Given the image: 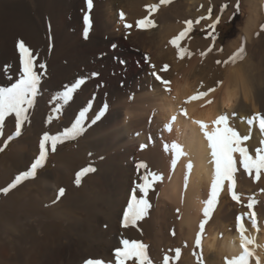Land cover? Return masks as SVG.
<instances>
[{
	"label": "bare ground",
	"instance_id": "obj_1",
	"mask_svg": "<svg viewBox=\"0 0 264 264\" xmlns=\"http://www.w3.org/2000/svg\"><path fill=\"white\" fill-rule=\"evenodd\" d=\"M0 1L3 4L4 1L8 2L7 5L13 3L12 0ZM20 1L24 8L30 4L28 0ZM39 1L37 4L40 14L43 9L41 10L42 2ZM48 1L51 3L49 7L52 9V18L59 26L56 33L61 35L67 29L73 34V44L69 43L73 46V70L76 71L73 83L79 79H84L85 83L74 93L73 99L63 106L60 114L65 119L58 121L53 112L59 105L53 96L56 97L61 92L52 94L50 106L43 112L40 111L41 101L47 93L45 82L41 81L36 97L38 104L35 110H29V118L38 114L43 126L45 125V132L56 134L70 127L80 111L85 108H89V111L85 130L76 146L62 149L67 141L57 146L53 169L43 171L32 181L22 182L7 194L0 191V229H8L13 240L19 237L17 232L21 231L20 234L26 240L24 247L14 252L9 238L0 239V264H84L85 258L89 256V248H92L94 257H103L108 262L116 261L113 250L106 243L99 244L98 241L106 238L122 244L123 240H134L139 235L135 228L122 226L121 215L128 206L133 191H136L138 197L142 196L136 189V185L142 183L141 176L146 171L137 169L141 162L147 164V171L162 175L164 180L163 184L158 181L148 194V199L152 198L149 201L154 202L158 187H161L157 216L165 222L153 217V222L160 225L158 234L175 224L173 218L168 217L176 214L181 219L177 225L179 230L176 238L162 235L164 239L154 240L156 245L161 247L165 244L163 241L167 240L171 241V247L175 249L195 247L199 224L203 220L204 201L210 194L214 165L210 163L207 141L193 120H203L209 123L211 129V122L216 117L228 114L230 125L241 135H248L249 125L246 119L256 113L264 114V31L261 30V25H264V1L246 0V26L240 37L226 46L223 56L228 59L241 46L245 37L248 55L235 64L228 63L224 68L216 64L217 60L214 59L215 51L221 45H214L207 56H201L200 53L205 52L208 46L199 48L192 31L181 42L182 47H187L193 53L191 58L179 59L177 50L169 43L186 26L177 21V24L168 23L167 20L181 16V7L194 15L202 13L203 10L199 9L201 0H185L180 6H162L152 17L156 21L158 18L162 19V23L155 21L157 26L149 30L135 26L126 29L124 23L135 25L138 19L147 15L145 5L152 4L154 0H93L94 23L87 38L84 37V17L88 13L86 0ZM121 11L125 13L124 22L120 20ZM31 37L32 40L35 38ZM123 41L132 44L134 51H142L143 60L137 59L138 54L123 51ZM113 43H120L119 49L105 56L108 53L107 45ZM207 43L205 41L203 45ZM209 45H213V40L209 41ZM9 64L4 66V70L11 80L4 82L0 73V87H10L19 78V75L13 76V73L7 72L11 69L6 68ZM164 65L169 66L167 71H162ZM153 72L171 82V92L165 90L152 75ZM94 73L98 75H93ZM209 88H215L216 91L204 99L185 103L188 97ZM207 100L212 103L208 104ZM182 107L187 108L191 119L180 113ZM101 112L103 115L96 119ZM172 116H176L177 120L172 131H168L166 125L170 123ZM11 118L6 120L3 135L0 136V146L9 141L8 137H16L13 135L15 124ZM25 131L26 125L23 126L21 135ZM31 139L33 138L19 139L11 154L0 163V189L13 182V176L9 178V175L15 172V168L22 173L30 169L31 163L39 154L41 137H35L36 141ZM262 139L264 134H261L258 126L252 127L251 139L245 142V146L250 152H254ZM166 143H178L188 154L180 158L174 170V153L170 149L166 150ZM12 156L17 157V162L8 164V159L11 161ZM189 161L193 164L190 175L187 173ZM89 165L96 171L84 176L77 186L76 174ZM238 169L237 174L242 175L239 194L251 197L252 193H257L264 199V192L261 191L264 189V177L257 182L244 172L239 163ZM60 188L66 190L63 197L57 196ZM227 189L225 183L219 196L225 198L213 220L208 223L202 244L208 252L232 258L241 249L236 230L237 221L233 228L229 227V220H233L235 210L228 203L230 196L226 193ZM15 191H21L25 195L24 199H13ZM149 216L150 209L148 215L139 222L146 226ZM257 220L259 231L247 218L245 224L247 234L256 237L259 245L257 255L264 261V205L261 212L257 213ZM104 224H107L106 229L103 228ZM176 262L178 261H172L173 264Z\"/></svg>",
	"mask_w": 264,
	"mask_h": 264
},
{
	"label": "snow or ice",
	"instance_id": "obj_2",
	"mask_svg": "<svg viewBox=\"0 0 264 264\" xmlns=\"http://www.w3.org/2000/svg\"><path fill=\"white\" fill-rule=\"evenodd\" d=\"M173 3V0H159L158 3H153L145 5L147 15L143 18L138 19L135 25L125 22L124 27L126 29H131L134 26L142 30H149L155 28L156 22L152 18L153 14L158 12L162 6H168ZM87 9L90 13L93 8V0H86ZM201 8L203 5L200 6ZM236 12L233 13L230 19L235 18L236 13L240 10L239 0L235 5ZM228 8V4L225 3L220 8V14L213 20L212 11L213 7L209 6L207 8V15H202L195 21L186 20L184 21L186 27L179 32L178 35L174 36L169 43L177 50V56L179 59L183 60L185 57L191 58L193 53L189 51L187 47H182L181 42L188 36L192 31L193 25L199 24L202 20H211L212 23L208 25L212 31L208 33L212 37L213 45L210 46L207 51L201 52V56H207L209 52L212 51L215 40L217 37L213 35L216 26L220 23L221 17L224 11ZM120 20L125 21V13L120 12ZM85 30L84 37H88V32L91 29L92 21L90 15H85ZM261 30L264 31V25H261ZM258 35V34H257ZM247 38H244V42L241 46L228 58V60L220 61L217 60L216 63H228L235 64L240 60H243L246 54V44ZM17 50L19 53L20 69L19 78L15 83H12L10 87H0V136L3 135V130L5 127L6 120L12 117L15 122L14 136L18 137L22 134V128L26 122L29 121V110L33 107L36 100L41 79L42 70L46 68L45 64H37V57L33 54L32 49L26 45L24 40H19L17 42ZM115 47V45L113 46ZM223 51V49H220ZM146 59H149L146 57ZM10 66H6L8 68ZM155 68V65H152ZM168 65H164L162 71H167ZM38 69L40 71H38ZM93 75H98L94 73ZM152 75L156 80L164 86L166 91L171 92L170 84L171 82L164 79L161 75L153 72ZM85 83L84 79H79L70 86L65 87L59 95L55 97L58 105L55 108V112L59 114L63 106L68 104L72 99L74 93ZM222 83V82H219ZM203 87V85H201ZM215 88H209L207 91H199L196 94L187 98L185 103H191L192 101L201 100L209 96L210 93L215 92ZM208 104H211V100H207ZM105 111L107 110V105L105 106ZM89 108L79 112L78 118L71 124L70 127H66L63 131L56 134H51L45 132L39 141V154L35 158L34 162L31 163L30 169L23 172L22 174L15 177L12 183L7 187L0 189L4 194H7L11 190L15 189L25 180L29 178H35L37 176L38 169H41L47 160L49 151L55 152L57 146L65 143L66 141L73 140L79 137L85 130V120L87 118V113ZM180 113L191 119L188 116V110L185 107L180 109ZM103 115L101 112L96 116L99 119ZM232 115H235L233 113ZM177 117L172 116L170 123L166 125L168 131H172L173 124L176 122ZM49 123L51 122V117H49ZM95 123V120L92 121ZM193 123L197 124L203 133L204 138L207 141V146L210 150L211 160L210 163L214 165V175L210 186V194L206 201H204L203 216L204 219L199 224V232L197 233L195 244L197 248L202 249V237L205 231V225L208 223L216 205L219 202V196L224 190L225 183H227L228 190L230 192L231 199L238 205H242L248 209L246 213H241L236 217L237 227L236 230L239 233V247L241 249L240 253L232 258H225V264H252L255 260V264H264V261L257 255V239L255 236L248 235V228L246 227L245 220H249L254 228L259 231V225L257 220V213L254 210L258 201L255 197H249L246 205L243 204L241 194L237 192V181L236 173L238 169V163L249 176L253 177L255 181H259L264 177V139L260 141V146L255 148L254 152H250L249 148L245 146V142L251 139V128L258 126L261 134H264V114L256 113L251 117L246 119V123L249 125V134L241 135L236 128L232 127L229 123V115L222 114L216 117L212 122V128L210 129L209 123L203 120H193ZM12 136L8 137L10 140ZM7 147V144L4 145ZM143 147V146H142ZM171 150L174 153V158L172 161L173 170L181 157H185L188 154L184 151L182 145L178 143H173L170 146H166V150ZM3 148H0L2 151ZM238 154V158H237ZM137 169H145L146 171L141 176L142 183L136 185V189L142 196L137 195L136 191H133L130 202L127 206V210L123 213L122 225L125 228L135 227L137 222L143 220L147 215L149 209L152 205L149 202L148 194L150 190H153L154 185L158 181L163 180V176L155 172L147 171L146 163H139ZM193 169V164L191 161L187 163V173L191 174ZM96 169L91 165L81 169L75 178V184L79 186L81 184V179L89 173L95 172ZM187 179V176H186ZM187 187V184H185ZM65 189L60 188L58 190L57 196L63 197L65 194ZM264 192V189H261ZM179 211V209H177ZM175 235V232H173ZM123 247L117 248L115 251L116 264H153L152 259L148 254V245L144 244L138 240H128L122 241ZM196 256L198 264H204L202 250L199 254L193 253ZM181 256V250L175 249V255L169 256L167 254L163 257V264H170L171 261H178ZM84 264H105L102 259L89 258L84 261Z\"/></svg>",
	"mask_w": 264,
	"mask_h": 264
},
{
	"label": "rangeland",
	"instance_id": "obj_3",
	"mask_svg": "<svg viewBox=\"0 0 264 264\" xmlns=\"http://www.w3.org/2000/svg\"><path fill=\"white\" fill-rule=\"evenodd\" d=\"M12 1H13L12 5H7L8 2H6V1H4L5 3L3 4V2L0 1V54H1L0 55V61L2 60L0 62V73L4 77V79H3L4 82L10 81L11 77L6 73V70H4V66L8 65L10 63L9 65H10L12 70L9 69V70H7V72L13 73L12 74L13 76H15V74H17V75L20 74L19 73V69H20L19 53H18L16 45H17V42L19 40H21V39L24 40L26 45L32 49L33 54L37 57V64H45L46 65V68L44 70H42V72H41V74H42L41 81L45 82V85H46L45 88H46V92H47V93H45V97H43L44 100L42 99V101H41V103L43 102L42 103L43 105L41 104V107L39 109L40 111L43 112L44 109H47L50 106L49 102H50L52 94L60 93V92L64 91L65 87H67V86L71 85V83H73V78H74V75L76 72L73 70V56H72L73 55V46L71 45V44H73V34L71 35V31L69 32L67 29H65V31L63 33H60L61 35H59V33H56L57 32L56 30H58L57 28H59V26L54 22V20L52 18L53 14H52V12H50V11H52V9H51V7H49L51 5L50 1L45 0V2H44V0H41V1H39V0H28V1H30V4L28 5L30 7H28L26 5L27 8L26 7L24 8L22 6V3H20L21 2L20 0H18V1L12 0ZM37 1H39L40 3L42 2L41 3L42 4L41 10L42 9L43 10L40 12V14H39ZM153 2L158 3L159 1L154 0ZM153 2H152V4H153ZM46 3H48L47 4L48 6L46 5ZM183 3H185V0H173V3L171 5L180 6ZM225 3L228 4V8L224 11V13L221 17L220 23L216 26L215 32L213 33V35H215L217 37V39L215 40V43H216L215 45H221L220 49H223V51H224L226 49V46L231 41H233L234 39H238L240 37L241 31L246 26L245 20L247 18V15H246L247 12H246L245 8L248 7L247 4H245L246 0H239L240 10L238 13H236L235 18H232V19H230V17H232L233 13L236 12L235 5L237 3V0H201L200 6L203 5V7L201 8L199 6L200 7L199 9L203 10L202 13L194 15L193 12L190 13L189 11H187L183 7H181L179 11L181 13L183 12L184 16L185 15H189V16L184 17V16H182L183 14L181 16L177 15L174 17V19L171 18V20H167V22L168 23H175V24H177V22H178V24L182 23L184 25L185 24L184 21H186V20L195 21L200 16L207 15V8L209 6L213 7L212 18H213V20H215V18L220 14L221 6ZM93 5H94V3H93ZM15 8H17L18 10L16 9V11H15ZM47 9H48V11H47ZM263 9L264 8H262V10ZM185 11H187L188 13ZM87 15H90L91 21L93 24L94 20H93L92 10L90 13L88 12ZM179 17H181V18H179ZM51 20H53V21H51ZM155 21H156V19H155ZM158 21H159V23L160 22L162 23V19L159 20V18H158V20L156 22L158 23ZM54 23H55V25H54ZM210 23H212V22H209L208 20H202L199 24L194 23V25H193L192 34L196 38V41H197L196 44L199 48L200 47L204 48V47L210 46L209 41L212 40V37L208 35V33L212 31L210 28H208V25ZM32 28H33V30H32ZM40 28H42V29H40ZM32 33H34V35ZM31 36H33L35 38H33V40H32ZM58 36H60V37H58ZM29 37H31V38H29ZM61 39L63 40L62 41L63 43L61 42ZM68 39H70V40H68ZM202 39L204 41H202ZM27 41H30V42H27ZM35 41H37V42H35ZM205 41L208 42L207 43L208 45L207 44L203 45V43ZM263 42H264V40H263ZM69 43H71V44H69ZM119 44L120 43H113L111 45H107L108 53L105 54V56H109L110 55L109 52H112V51H113L112 53L116 52L119 49L118 48ZM69 45H70V47H69ZM114 45H115V47H113ZM208 47H207V49H208ZM121 49L123 51L125 50L126 52L128 50L131 54H138L137 59H139V60L141 59L140 61L143 60L142 59L143 52L142 51H140V52L134 51L132 48V44H130L128 41H123V45L121 46ZM207 49H205L204 51H207ZM220 49L215 51L216 52L215 53L216 58H214V59H215V61L220 60L223 62V61H225V59H227V57L223 56L224 52L220 51ZM128 53H126V54L128 55ZM247 55L248 54L246 52L244 58H246ZM136 65H138V64L136 63ZM221 65L224 68L225 64L220 63L219 66L222 67ZM38 71H40V70L38 69ZM15 82L16 81H14L13 83H15ZM50 89L53 91H51ZM53 98L55 99V96H53ZM37 104H38V100L36 99L34 102V105L31 109L35 110ZM40 111H39V114H42V113H40ZM53 114H55L57 116L58 121H63L65 119L63 114H60V113L57 114L56 112H53ZM11 120L15 124L14 119L11 118ZM25 125H26V131L23 135L11 138L6 143L7 147H4V145L0 146V148H3V150L0 151V163L3 160H5V158L7 156H9L11 154L14 145L19 141V139H21L23 137H29V138H33V139H31V141L32 140L36 141L35 137L40 138V137H42V135L45 132V129H44L45 125L43 126V123L41 122L38 114H37V116L29 118V121L26 122ZM36 126H38V127H36ZM79 139H80V136L73 139V140L67 141L63 145L62 149L73 148L74 146H76V142ZM1 141H2V139L0 140V142ZM166 146H170V143H166L165 148H166ZM55 155H56V151L55 152L50 151V153L48 155L47 162L45 163V165L41 169H38L37 176H38V174L42 173L43 171H47V170L54 168V166H55ZM10 159H11V161L8 159V161H9L8 164H15L17 162L16 156H12ZM237 173H236V181H237V189L236 190L238 192L240 190L239 187H240V184L242 182V175L240 176ZM20 174H22V171H20V169L15 168V172H12L11 175H9L10 176L9 178H11L13 176L11 179L14 180L15 177L17 175H20ZM36 177L35 178H29L28 180H25L24 182L29 181V180L32 181V180L36 179ZM170 179H171V174L169 176L168 182L170 181ZM163 183H164V180H162L159 184H163ZM245 186H247V185H245ZM160 190H161V187H158L157 194L154 197V199H155L154 202L149 201L150 204L152 205V207L150 208L151 216H149L150 218L147 221L146 226H144L142 223H140L138 221L137 225L135 227H133L139 233V235L134 240L141 241L144 244L148 245V254H149L150 258L152 259L153 264H163V257L165 254H167L169 256H171V254L175 255V248L171 247V241L170 242L167 240L163 241V243H165V244L162 245L161 247H159L156 245V242L154 240L158 239V238L164 239L165 236L176 238L178 230H179L177 225L181 221L180 217L176 216V214H173L172 215L173 217L172 216L168 217L169 219L173 218V221L175 222L173 227L170 226L171 227L170 229L163 230L162 231L163 233L158 234V229L160 228L159 227L160 225L158 226L156 222H153V217H157L159 220L161 219L163 221V219L161 217H158L159 216L158 215L159 214V211H158V200H159L158 195H159ZM226 193L228 194V196H230V192L228 189H227ZM14 194H15V196H13V199H24L23 197L25 195L23 193L21 194V191H19V192L15 191ZM252 194H253V196L257 197L256 200L258 201L254 210L256 211V213H260L262 210V206L264 205V199L262 198V196L257 195V193H252ZM252 194H251V197H253ZM245 196L247 198H249L247 196V194H245ZM241 197H242L243 204L246 205L248 202V199L244 196H241ZM223 198H225V197H223ZM223 198H219V202L216 205L215 210L213 211L211 218L209 219L208 223L213 220L212 218L214 217V214L216 213V211L218 210L220 205H222V203H223ZM149 199H152V198H149ZM224 200H226V199H224ZM229 202H230V205L232 206L231 207L232 210H235L234 216L232 217L233 220H229L231 223V225H229V227L232 226L231 228H233L235 221H236L235 218L238 215H240L241 213H246L248 211V209L242 205L235 204L236 202L231 199V196H230L228 203ZM233 207H235V209ZM126 208L127 207H125V209ZM125 209H124V211H122L121 224H122V220H123V213L127 210V209L126 210ZM202 218L204 219V216ZM163 222H165V221H163ZM208 223L205 225V231H204L203 237L208 230V227L210 224V223L209 224ZM103 226H104L103 228L106 229L107 224H104ZM18 232H17V234L19 237L16 240H13V236L10 234V231L8 229H4V228L0 229V239L9 238L11 241V247L14 249V252L21 250L24 247V245L26 244V240H25L24 236L22 234H20L21 231H18ZM173 232H175V235H173ZM162 235H164V237ZM143 236H144V238H142ZM203 237H202V240H203ZM101 240H102V242H100ZM101 240L98 241V243L99 244L106 243V245H108V247L111 248V251L113 250L112 252L114 254H115V251L117 248L123 247V245L121 243L114 242L113 240H110V239L101 238ZM107 240L112 241V243L110 241L107 242ZM167 242H169V244ZM178 244L180 245V243H178ZM179 245H178V248H180ZM194 246L195 247H185L184 249H182L183 251L181 250V256H180L181 258L180 259H183V260H178V262H176V264H198V262L196 260V256L193 255V253L195 252V253L199 254L201 252V250L203 253L204 264H225V258L226 257L223 254H220V253L216 254L215 252H212V253L208 252L204 248L203 244H202V249L197 248L196 244ZM167 252H169V253H167ZM94 256H95V254H94L92 248H89V256L87 258H85V260L89 259V258L102 259L103 261H105V264H116L115 260L108 262L103 257H94ZM184 259H186L187 261L186 260L184 261ZM129 264H132V262H129ZM170 264H173L172 261L170 262ZM252 264H255V260L252 261Z\"/></svg>",
	"mask_w": 264,
	"mask_h": 264
}]
</instances>
